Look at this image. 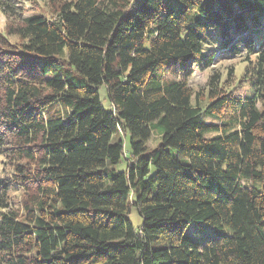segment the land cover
<instances>
[{
	"label": "trees",
	"instance_id": "16d2710c",
	"mask_svg": "<svg viewBox=\"0 0 264 264\" xmlns=\"http://www.w3.org/2000/svg\"><path fill=\"white\" fill-rule=\"evenodd\" d=\"M48 1L0 0V264H264V0Z\"/></svg>",
	"mask_w": 264,
	"mask_h": 264
},
{
	"label": "rangeland",
	"instance_id": "374dc122",
	"mask_svg": "<svg viewBox=\"0 0 264 264\" xmlns=\"http://www.w3.org/2000/svg\"><path fill=\"white\" fill-rule=\"evenodd\" d=\"M18 1H19L18 5L22 8L25 15H29V13L31 14V11H38V13L42 12L48 15L53 13V8H54L52 6L53 3L49 2L48 0H18ZM17 13L19 12H16V14ZM10 22L15 23V17L7 15L0 10V38L2 40L8 41V43L14 44V46L11 49L16 50L15 47H16V44L18 43L17 36L8 35V33H6V26ZM216 64L217 63L215 62L213 66L207 69H204V70H199V69L194 70L193 74H191V76L188 79V82L192 86L194 91L205 90L208 77L211 74L215 75L217 73L222 72L223 75L225 76L226 73L229 71V68H232L233 72L235 71V76L233 74L231 75L230 78L231 80H233V78L235 77V83H236V78L241 77L243 67L245 66V62H242V60H235V61L230 60V61L223 62L222 64L217 65V66ZM99 95H100L102 104L104 105V107L107 108L109 104L106 99L104 86L100 87ZM202 98H203V103L205 104L207 102L206 95H202ZM156 139H157V136L153 135V138L149 142V145H153ZM127 142H128V137L124 139V144L127 145ZM1 161H2V157L0 156V172H2V169H3ZM129 218L134 226H138L141 222V218L139 217V215L134 209L131 210V213L129 214Z\"/></svg>",
	"mask_w": 264,
	"mask_h": 264
}]
</instances>
